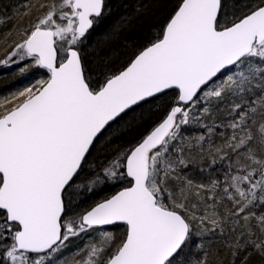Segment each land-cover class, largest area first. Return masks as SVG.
<instances>
[{
  "label": "snow or ice",
  "instance_id": "6c2138e0",
  "mask_svg": "<svg viewBox=\"0 0 264 264\" xmlns=\"http://www.w3.org/2000/svg\"><path fill=\"white\" fill-rule=\"evenodd\" d=\"M9 7L0 264H264V0Z\"/></svg>",
  "mask_w": 264,
  "mask_h": 264
},
{
  "label": "trees",
  "instance_id": "16d2710c",
  "mask_svg": "<svg viewBox=\"0 0 264 264\" xmlns=\"http://www.w3.org/2000/svg\"><path fill=\"white\" fill-rule=\"evenodd\" d=\"M18 0H0V13H11L12 9L9 7L10 4L17 3ZM144 2V0H110L111 5L113 6V15L114 17L131 13L133 11L134 6L139 3ZM6 27H11V24H7ZM3 31V29H0ZM130 34L129 38H132ZM15 68L7 69L0 68V98H3L9 95L11 92L24 87L31 81L39 78V71L36 69L31 70L29 73L24 76H19L14 74Z\"/></svg>",
  "mask_w": 264,
  "mask_h": 264
},
{
  "label": "rangeland",
  "instance_id": "374dc122",
  "mask_svg": "<svg viewBox=\"0 0 264 264\" xmlns=\"http://www.w3.org/2000/svg\"><path fill=\"white\" fill-rule=\"evenodd\" d=\"M82 243V242H81Z\"/></svg>",
  "mask_w": 264,
  "mask_h": 264
}]
</instances>
